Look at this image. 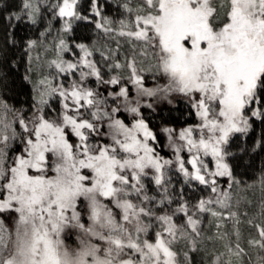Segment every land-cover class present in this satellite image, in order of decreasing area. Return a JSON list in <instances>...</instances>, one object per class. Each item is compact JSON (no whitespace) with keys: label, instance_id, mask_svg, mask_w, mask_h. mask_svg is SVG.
Here are the masks:
<instances>
[{"label":"snow or ice","instance_id":"snow-or-ice-1","mask_svg":"<svg viewBox=\"0 0 264 264\" xmlns=\"http://www.w3.org/2000/svg\"><path fill=\"white\" fill-rule=\"evenodd\" d=\"M0 264H264V0H0Z\"/></svg>","mask_w":264,"mask_h":264}]
</instances>
